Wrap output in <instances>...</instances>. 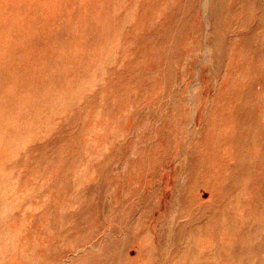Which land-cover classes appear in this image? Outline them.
Wrapping results in <instances>:
<instances>
[{
	"label": "bare ground",
	"instance_id": "1",
	"mask_svg": "<svg viewBox=\"0 0 264 264\" xmlns=\"http://www.w3.org/2000/svg\"><path fill=\"white\" fill-rule=\"evenodd\" d=\"M104 11L106 17L96 13L100 19L93 22L90 31L80 30L81 39L76 34L63 41L64 48L68 56L79 57L90 50L91 43L101 49L106 40L110 58L127 61L129 65L117 83L98 78L103 76L99 73L110 74V68L97 69L95 77L91 75L77 91L76 100L85 108L84 119L76 112L67 115L70 122L83 124L89 119L87 115L101 118L95 122L101 128L96 127L95 131H99L97 137L102 139L91 131L92 140L85 152L79 151L82 155L71 146L67 148L66 142H60L61 146L65 145L61 156L70 159L65 168L70 165L78 170L76 177L69 175V178L75 181L84 177L86 169V175L98 183L95 189L100 197L95 198L92 212L83 213V208H78L83 214L70 212L67 218L66 208L51 197L68 198L66 193L73 187H68V178L63 179L60 171L52 178L51 172L41 169L47 199L35 214L23 215L17 210L11 215L13 223L19 221L15 228L23 234L22 239L28 237L26 233L31 237L39 235L38 245L22 240L13 246L6 244L0 248V264H59L64 256L60 249L72 236L71 252L82 242L88 244L67 264H264V0H113L104 6ZM193 18L196 22L189 23V32L185 20L192 22ZM187 37L192 38V57L195 53L202 54L203 45L202 60H207L206 69L211 76V85L200 104V128L193 131L188 121L197 113L196 107L193 113L188 109L180 114L176 109V113L164 118L172 128L158 130L160 139L150 149L143 150L131 135L135 124L144 120L138 114L140 107L156 104L159 112L177 103L188 108L189 104H197L201 85L189 88L191 94L185 90L188 97L180 95L179 100L177 95L170 97L178 80L177 67L184 59L182 51L190 44L186 45ZM69 43L77 45L74 54ZM63 57L68 63L63 59L58 63L46 59L50 62L46 69H42L37 57L24 65L15 75L19 88H30L33 97L41 95L45 83L40 76L50 73L53 63L57 65V78H51L52 84L54 89L61 86L62 79L69 71H75L77 65ZM32 65L40 69L41 75L36 79L30 78ZM13 90L21 94L18 87ZM162 97L168 100L163 107ZM29 101H23L27 109L33 106ZM2 102L0 98V106ZM15 105L18 106L16 99ZM56 106L61 104L46 101L44 109L53 113ZM65 121L54 127L50 135L55 130L62 131ZM45 123L49 124V119ZM14 134L20 137L25 131ZM176 134L184 138L192 136L194 142L176 184L170 214L155 216L157 207L151 199L138 209L139 204L128 197L121 206L114 207L106 224L100 213L104 184L111 182L116 187V196L125 194L135 179L133 171L162 163L169 151L168 142ZM6 135L0 136L7 139ZM119 142H125V146L119 149ZM9 143L17 148V142ZM185 145L180 152H184ZM50 146L48 142L45 150L48 156L53 149ZM130 146L138 152L134 159L128 156ZM18 157L16 153L14 163L20 162ZM59 170L63 171V167ZM204 191L209 193L207 199L203 197ZM135 197L140 200L141 194ZM26 215L32 218V228L24 224ZM88 217H93L95 224L89 234L83 233ZM165 223L167 227L161 225ZM5 228L0 224V238H5ZM67 228L75 230L71 233ZM22 243L26 251L32 248L28 255L21 251Z\"/></svg>",
	"mask_w": 264,
	"mask_h": 264
},
{
	"label": "rangeland",
	"instance_id": "2",
	"mask_svg": "<svg viewBox=\"0 0 264 264\" xmlns=\"http://www.w3.org/2000/svg\"><path fill=\"white\" fill-rule=\"evenodd\" d=\"M110 1L113 0H0V98L3 99L0 106V135L7 134L6 136H9L7 139H3L0 136V224L4 225L7 231L5 238H0V248H3L6 244L13 246L19 240H22L23 243H31L32 246L38 245L36 240L40 239L39 235L31 237L26 233L25 235L28 237H25L24 240L22 239L23 234H20L15 228L19 221L16 220L13 223L11 215L17 210L23 215L28 212L35 214L36 209L47 199V197L45 198L46 188H44L42 175L44 171L41 172V169L51 172L53 174L52 178H55L56 171H60L63 173V179L68 178V187H73L71 192L66 193L68 198L58 199L54 196L51 197L53 202L66 208L64 214L67 218H69L68 214L70 212H77L79 215L92 212L95 198L100 197V193H96L95 189L98 183H95L86 175V169L83 170L84 177L75 181L69 178V175L76 177L78 170H76L75 166L71 168L70 165L65 168L70 159L61 156L65 151V145L64 147L61 146L60 142H66L67 148L71 146L78 152H85L88 142L92 140L91 131L96 137L98 136L97 133L99 131L97 130H100L101 127L95 122L101 120V118L94 119L87 115L89 119H86L87 122L84 124L76 120L70 122L71 119L67 115L72 116L74 112L79 115L81 120L85 116V108L76 100L78 88L91 79V75L95 77L98 73L96 72L97 69L103 70V68H110V74L99 73L103 76H98V78L102 81L106 78L117 83L118 80H121L122 71H125L129 64L127 61L119 62L110 58V52L106 50V45L108 44L106 40H104L101 49L91 43L89 51H84L80 54L78 50V55L80 54L79 57L83 56L82 58L68 56L69 52L65 50L63 41L70 40L71 36L76 34L80 36V30L82 29H89L90 31V26H94L93 22L100 19L96 13L106 17L104 6H107ZM185 21V28L190 32V24L192 25L196 20L193 18L192 22L191 20ZM86 26H89V28ZM191 39L190 37L186 38V45L190 43ZM73 43L76 44V42ZM73 43H69V45L71 53L73 52L74 54L77 45ZM191 44L182 51L184 59L177 67L178 80L173 84V92L170 97L177 95V100L181 99L180 95L188 97L189 94H186L185 90L189 91V88L196 89L198 85H201L202 91L200 96L197 97V104L196 106L189 104L188 108L185 104L177 103L175 107L165 106L159 112H157L156 104L140 107L138 114L144 120L142 124H135L131 135L137 141L138 147L143 150H148L157 143L160 139L158 130L164 132L172 128L166 125L164 118L172 112L176 113V109L182 114L188 109L191 112L195 111L196 107L197 113L193 119L191 117L188 121L190 122L189 126L193 127V131H198L200 128L199 124L202 118L200 104H203L208 91L207 88L211 85V76L208 75L206 69L207 60H202V56L205 54L203 45L200 47L202 54L196 55L195 53L192 57L191 49L193 48ZM63 55L69 62L74 60L77 65L75 66L76 70L73 69L75 71H69L64 81L62 79L60 82L61 86L59 85V87L54 89L55 86L52 84L51 78H57V65L53 63L51 72L43 75L39 73V68H34V65L31 67L33 73L30 78L36 79L37 75H41L40 77L45 83V88L41 91V95L33 97V91L30 88H19L18 80L15 78L16 71L27 63L30 64L36 57L41 61L42 69L48 67L50 62L46 61V59L49 58L54 59L55 63H58L61 59H63V62L68 63ZM25 68L27 67L23 69L25 70ZM24 72L25 74L28 73V71ZM14 87H18L21 94L14 91ZM182 88H184V91H181ZM15 99L18 106L15 105ZM25 100L33 102L31 109H27V106H24L23 101ZM46 101L60 103L61 106H56L53 113H48L44 109ZM10 103H12V107H10ZM166 103H168V100L162 97L161 105ZM152 112L159 113V116L155 115V117ZM175 116L177 117L178 114ZM32 118H35L38 122L33 121ZM46 119H49V124L45 123ZM64 119L66 120L64 129L62 131L55 130V133L50 135L51 130L58 126L59 123H62ZM22 121L24 122L22 123ZM96 127L98 128L95 131ZM173 129L175 134L177 127L174 126ZM19 131H25V135L18 137L14 134ZM97 138L102 139L101 137ZM9 142H17L15 145L17 148H14ZM48 142L51 144L49 148H53L49 152L54 160H51L50 155L48 156L45 151ZM193 142L194 138L192 136L184 138L176 134L172 142H168L169 151L162 163L147 169L141 166L142 170L138 167L133 171L135 179L132 187L127 188L124 192L125 194L120 193V195L116 196V187L111 182L105 183L102 188L104 198L103 202L101 201L100 209L103 221L107 224L114 207L121 206L128 197L130 199L133 198V203L139 204L138 209H140L139 206H145L146 204L144 203L151 199L152 203L157 207L155 216L159 213L170 214L172 204L175 203V187L183 172L182 169L185 167ZM97 143L99 144V142ZM184 144H186L185 153L180 152ZM118 146L120 149V146H125V142H119ZM94 148H97L96 142H94ZM15 150H18L16 153L19 155L20 162L14 163L16 153H13V151ZM128 151L130 158L134 159L138 156L134 146H130ZM82 152L78 154H84ZM5 162L6 165L4 167ZM81 164L84 165L83 161H81ZM62 167L63 171L59 170ZM138 193L141 194L140 200L135 197ZM80 197L85 198L81 199ZM203 197L207 199L209 193L204 191ZM78 208H83V213ZM26 217L27 220H24L25 226L32 228V218L28 215ZM88 218L90 220L86 221V227L83 228V233L87 234L95 226L93 217ZM161 225L167 227L168 224ZM67 230L72 233L75 229L67 228ZM108 230L109 226L103 237L107 235ZM4 239L6 241L2 242ZM67 239L68 241L66 240L63 248L60 249V253L64 256L59 264L69 263L70 258L78 255L79 251L88 244L87 242H82L77 246V250L71 252V246L69 245L73 243L74 236ZM23 243L20 249L24 254L28 255L32 248L30 251H26V246L23 247ZM131 254H135L134 248H131Z\"/></svg>",
	"mask_w": 264,
	"mask_h": 264
}]
</instances>
